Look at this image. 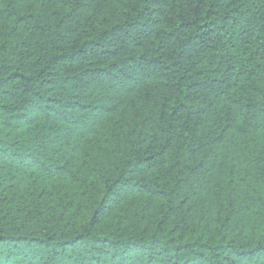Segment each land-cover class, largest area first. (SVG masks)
<instances>
[{
    "label": "trees",
    "instance_id": "trees-1",
    "mask_svg": "<svg viewBox=\"0 0 264 264\" xmlns=\"http://www.w3.org/2000/svg\"><path fill=\"white\" fill-rule=\"evenodd\" d=\"M0 264H264V0H0Z\"/></svg>",
    "mask_w": 264,
    "mask_h": 264
}]
</instances>
